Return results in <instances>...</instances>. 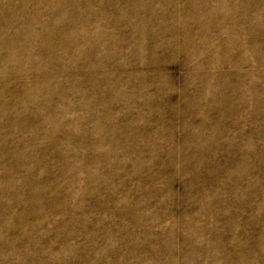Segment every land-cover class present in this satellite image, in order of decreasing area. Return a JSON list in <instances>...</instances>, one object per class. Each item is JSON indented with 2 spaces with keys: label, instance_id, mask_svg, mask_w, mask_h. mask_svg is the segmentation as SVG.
Listing matches in <instances>:
<instances>
[{
  "label": "rangeland",
  "instance_id": "374dc122",
  "mask_svg": "<svg viewBox=\"0 0 264 264\" xmlns=\"http://www.w3.org/2000/svg\"><path fill=\"white\" fill-rule=\"evenodd\" d=\"M0 264H264V0H0Z\"/></svg>",
  "mask_w": 264,
  "mask_h": 264
}]
</instances>
